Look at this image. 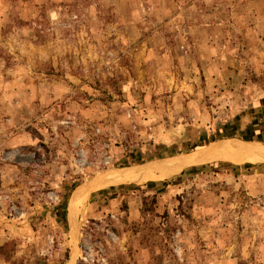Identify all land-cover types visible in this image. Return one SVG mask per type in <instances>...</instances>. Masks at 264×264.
I'll return each mask as SVG.
<instances>
[{"label":"rangeland","instance_id":"374dc122","mask_svg":"<svg viewBox=\"0 0 264 264\" xmlns=\"http://www.w3.org/2000/svg\"><path fill=\"white\" fill-rule=\"evenodd\" d=\"M242 142L264 0H0V264H264V161L207 160Z\"/></svg>","mask_w":264,"mask_h":264},{"label":"bare ground","instance_id":"6f19581e","mask_svg":"<svg viewBox=\"0 0 264 264\" xmlns=\"http://www.w3.org/2000/svg\"><path fill=\"white\" fill-rule=\"evenodd\" d=\"M220 151L221 152H218V153H221L224 155L226 153H233V154H237V155L244 157L246 159H249V160L264 159V151H262L261 149L259 150V147H251V146L245 145V144H242L240 146L227 145V146L223 147V149H221ZM234 160L240 161V159H238V158H236ZM189 162H191V161H189ZM178 166H180L179 162H178ZM173 169H174V167H173ZM160 175L162 176L163 174H160ZM151 176H152L151 171L145 172V174L136 173V172L120 173L118 175L116 174V175L108 178L104 183H107V182H109V184H116V183H121V182L122 183H124V182L136 183L139 180H144V179L151 177Z\"/></svg>","mask_w":264,"mask_h":264},{"label":"water","instance_id":"95a60500","mask_svg":"<svg viewBox=\"0 0 264 264\" xmlns=\"http://www.w3.org/2000/svg\"><path fill=\"white\" fill-rule=\"evenodd\" d=\"M240 144H245V145H249L251 147H259V150L261 149L262 151H264V145H259V144H253V143H250V142H242ZM238 144V145H240ZM240 159V160H243V161H248L249 159H246L244 157H241L237 154H233V153H226L225 155L224 154H221V153H216L214 151V148H211V154H210V157L207 159V160H211V161H229V160H234V159ZM191 161V162H189ZM202 160H199V159H196V158H182L180 159V162L185 166V165H194L195 163H199L201 162ZM259 161H264V159H261ZM148 168V167H147ZM124 171H116V172H120V173H129V172H137L135 171L136 168L135 167H129V168H126V169H123ZM118 173V174H120Z\"/></svg>","mask_w":264,"mask_h":264},{"label":"trees","instance_id":"16d2710c","mask_svg":"<svg viewBox=\"0 0 264 264\" xmlns=\"http://www.w3.org/2000/svg\"><path fill=\"white\" fill-rule=\"evenodd\" d=\"M192 171H194V170H192Z\"/></svg>","mask_w":264,"mask_h":264}]
</instances>
